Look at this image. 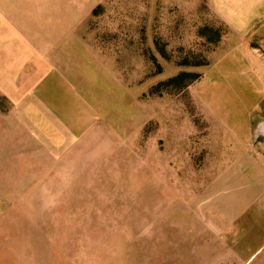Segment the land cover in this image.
<instances>
[{"label":"rangeland","instance_id":"obj_1","mask_svg":"<svg viewBox=\"0 0 264 264\" xmlns=\"http://www.w3.org/2000/svg\"><path fill=\"white\" fill-rule=\"evenodd\" d=\"M94 25L129 101L90 67L82 97L127 145L0 158V264H258L261 243L211 210L228 197L207 158H238L249 127L251 158L264 153V24L224 27L208 0H108Z\"/></svg>","mask_w":264,"mask_h":264},{"label":"crops","instance_id":"obj_2","mask_svg":"<svg viewBox=\"0 0 264 264\" xmlns=\"http://www.w3.org/2000/svg\"><path fill=\"white\" fill-rule=\"evenodd\" d=\"M107 2L0 0V98L5 101L0 158H110L104 140L116 156L127 145L126 131L103 135L101 110L82 97L87 93L84 71L90 67L129 101L112 67L120 66L119 59H110L111 50L104 45L101 49L94 37L102 32L94 25L96 9ZM208 6L224 27L239 33L264 24V0H208ZM257 114L262 117L264 110ZM249 130L250 135L235 142L241 148L238 158H207L208 179L222 181L210 184L217 185L214 194L225 192L228 197L211 210L232 213L228 222L236 229L233 239L254 237L261 243L258 264H264V153L251 158L253 127ZM231 143L226 147H234L233 155L236 147Z\"/></svg>","mask_w":264,"mask_h":264},{"label":"trees","instance_id":"obj_3","mask_svg":"<svg viewBox=\"0 0 264 264\" xmlns=\"http://www.w3.org/2000/svg\"><path fill=\"white\" fill-rule=\"evenodd\" d=\"M177 81H178V79H174V80L171 81V83H172V82H177Z\"/></svg>","mask_w":264,"mask_h":264},{"label":"bare ground","instance_id":"obj_4","mask_svg":"<svg viewBox=\"0 0 264 264\" xmlns=\"http://www.w3.org/2000/svg\"><path fill=\"white\" fill-rule=\"evenodd\" d=\"M262 131L264 132V126L262 127Z\"/></svg>","mask_w":264,"mask_h":264}]
</instances>
